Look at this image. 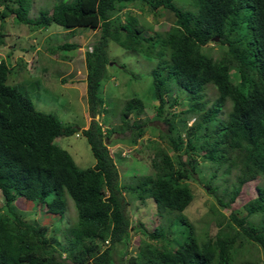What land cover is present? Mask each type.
Wrapping results in <instances>:
<instances>
[{
	"label": "trees",
	"instance_id": "16d2710c",
	"mask_svg": "<svg viewBox=\"0 0 264 264\" xmlns=\"http://www.w3.org/2000/svg\"><path fill=\"white\" fill-rule=\"evenodd\" d=\"M136 3L154 23L157 10L163 9L172 13L173 20L167 29L144 35V24L130 10ZM191 5L193 9L184 10L172 0H60L30 17L31 0H0V45L7 16L32 28L52 22L70 28L71 33L76 27L98 33L90 50L83 52L89 121L80 134L94 158L90 167H77L54 141L76 128L62 126L52 114L35 110L25 91L6 83L8 66L0 60V264H114V255L123 256V239L133 229L124 193H133L138 200L151 198L158 214L181 211L193 198L187 181L196 158L210 162L215 171L224 168L222 174L237 168L226 200L216 198L221 207L230 209L226 220L217 218L216 231L210 236L204 227L195 235L186 219L179 217L189 233L173 246L167 243L163 226L146 231L141 225L145 237L138 240L136 253L128 255L126 263L234 264L239 257L238 264H259L258 255L264 256V179L247 201L242 200L241 187L264 176V0H191ZM108 40L156 59L150 76L158 115L163 114L167 98L169 106L187 102L176 121L167 117L169 112L162 116L167 133L160 131L159 137L166 139L173 155L151 142L146 147L152 150L153 173L132 174L123 182L104 144L101 124L95 120L107 112L100 82L108 62ZM208 43L222 48L219 57L203 50ZM72 47L71 43L57 45ZM207 85L216 93L209 103L204 94ZM226 101L229 108L219 118ZM122 107L119 123L108 133L126 130L128 134L117 141L132 145L144 135L146 121L140 117L144 108L137 97L126 99ZM186 113L196 115L189 126ZM180 127L186 130L185 141ZM186 153L191 158H183ZM115 155L120 157L119 152ZM65 196L76 215L75 222L60 231L65 246L55 236L60 227L26 220L11 205L16 199L38 203L44 214L58 216L60 221ZM255 213L263 216L256 224L248 219Z\"/></svg>",
	"mask_w": 264,
	"mask_h": 264
},
{
	"label": "rangeland",
	"instance_id": "374dc122",
	"mask_svg": "<svg viewBox=\"0 0 264 264\" xmlns=\"http://www.w3.org/2000/svg\"><path fill=\"white\" fill-rule=\"evenodd\" d=\"M58 1L60 0H31L28 16H34L38 9L49 10ZM172 2L181 9H193L191 0H172ZM131 9L132 13L137 14H134L136 18L141 19V25L144 24V35L150 34L152 30L167 29L173 20L172 13L165 9L157 10L159 15L155 23L151 21V15L142 12L140 4L131 5ZM37 29L18 23L14 19L12 20L10 16L4 19L1 30L6 35L4 38L5 43L13 44V51L3 56V60L8 66L6 83L15 85L25 91L35 110L52 114L62 126L68 124L74 127L86 126L89 116L87 115L85 102L83 52L81 49L72 51L71 49L57 48V45L75 42L77 46L84 48L85 45L98 38V33L90 36L91 30L86 27V29L74 31L73 36H71L70 33L65 31L67 29L52 22L46 27ZM30 33L36 36L35 42L41 50L37 52H35V49L32 50V58L31 60L28 59V63L25 64L24 58L27 59L30 55L28 47L32 48L31 45L28 46L32 37L27 39ZM87 38L89 39L83 42ZM1 47V52L4 54L8 52V49H2ZM221 49L214 43H208L203 48L205 52H208L214 58L220 56ZM21 55L23 56L21 57ZM106 55L108 62L105 66L104 77L101 80L100 95L107 112L103 116H98L97 120L101 122V129L106 136L104 144L108 153L112 156L118 176L123 182L124 180L129 181L128 178L132 174L145 175L153 173L149 162L152 150L150 147H146L153 142L164 147L170 155H173L172 150L167 147L166 139L162 136L159 137L160 131L167 133V126L162 121V116L164 113L169 112L170 115L167 117L171 116V119L176 121L178 111L185 109L187 102L181 100V102L169 106L166 95L167 100L163 107V114L158 115L156 113L157 100L153 94L150 76V70L155 65L156 59L148 58L137 51L124 49L111 40L107 42ZM68 69H72L75 74L78 71V75H75L76 79L72 77L70 81H65L66 78L60 80L59 77ZM169 93L173 96L172 90ZM204 94L208 103L216 96L214 88L210 85L206 86ZM131 97H137L142 101L144 109L140 117L146 121L143 138L139 140L136 148L132 151L126 143L117 141L118 137L128 134L126 130L121 132L119 129H113L112 132L108 133L110 128H114L119 123L120 110L123 108L125 100ZM228 108L229 102L226 101L218 117L224 118ZM183 116L186 117V126L194 122L196 118V115L191 113H186ZM177 126L179 127V124ZM178 130L179 135L185 141L187 139L186 130L181 129V127ZM55 142L60 143L61 147L66 149L77 167L86 168L93 164L94 158L82 135L75 136L72 133L61 137L60 140L56 137ZM116 152H119L120 157L115 155ZM189 157L191 158V155L188 153L183 155V158L189 159ZM213 167L210 162L196 158L195 165L192 166L193 173L187 181L193 198L181 211H168V213L158 214L151 198L138 200L133 193L125 192L123 196L127 204L126 213L133 229H130L127 237L123 239L125 249L123 256L114 255V264H127L128 255L136 253L138 240L145 237L146 234L142 232L141 225L146 231H151L154 226H163L165 238H167V243H170V246L175 245L177 241H181L189 233L188 226L178 221L179 217L186 219L188 224L193 227L192 230L195 235L198 234L199 230H204V227L207 233L212 236L213 232L216 231L215 220L217 218H220L221 221L222 219L226 220L230 211L229 208L221 207L216 198H220L222 201L226 200V193H229L232 188L237 173L235 167L225 174H222L224 168L219 167L215 171ZM262 179H264V176L248 180L242 185L241 197L243 201H247L253 196L255 185L259 184ZM210 187L213 189L210 190ZM2 202L0 195V206ZM26 202L22 199H16L11 205L23 213L22 215L26 220L40 226L60 227L58 231L53 229L56 233L54 234L61 245L65 246L66 243L60 231L65 230L76 219L71 199L65 196V208L60 221L58 216L49 217L44 214V207L41 208L38 203ZM238 210L243 215L245 214L241 207ZM31 211L34 214H29ZM262 217V215L255 213L253 216H249L248 219L256 224ZM55 221H58L57 225L53 224ZM139 223L140 230L138 231ZM202 236L203 234L200 235V237ZM250 257L252 256L250 255ZM258 257L259 264H264V256L259 254ZM240 261L241 259L237 257L234 264H238Z\"/></svg>",
	"mask_w": 264,
	"mask_h": 264
},
{
	"label": "clouds",
	"instance_id": "9594fccd",
	"mask_svg": "<svg viewBox=\"0 0 264 264\" xmlns=\"http://www.w3.org/2000/svg\"><path fill=\"white\" fill-rule=\"evenodd\" d=\"M130 10H132V9H130ZM64 29H67V30H65L66 32H68V33H70L71 34V36H73L72 34L74 33V31H76V30H79V29H86V27H76L75 29H74V31H73V33H71L70 32V28H64ZM89 29V28H88ZM38 30V29H37ZM91 30V35L90 36H92V35H94L95 34V32H96V30H92V29H90ZM32 31H34V30H32ZM31 34V33H30ZM28 35V37H27V39L28 38H30V37H32V39L30 40V43H28V46L29 45H31L32 46V48H30V47H28V50L29 51H32V50H34L35 49V52H37V51H40L41 49L39 48V45L38 44H36V40H35V35ZM5 32H4V37H3V41H4V43L2 44V47H1V45H0V47L2 48V49H8V52H6L5 54L3 53V52H1L0 51V60H2L3 59V56L5 55H7V53H11L12 51H13V44H11V43H5ZM89 37V36H88ZM89 38H87V39H84V41L83 42H86L87 40H88ZM80 42H82V41H80ZM71 44H74V47H72V48H69V49H67V50H72V51H75V50H77V49H81V51L82 52H84L85 50L86 51H89L90 50V44H87V45H85V47L84 48H82V47H80V46H77L76 44H75V42H73V43H71ZM22 50V49H21ZM32 53L33 52H30V55H29V57L26 59V58H24L25 59V61H24V63L25 64H27L28 63V59H30L31 60V58H32ZM23 55H21V57H22ZM22 59V58H21ZM29 60V61H30ZM83 64H84V59H83ZM84 70H85V66H84ZM84 70H83V72H84ZM78 75V71H77V73L75 74L74 73V71L71 69V70H69L68 69V71L67 72H65L63 75H61L59 78H60V80H62V79H64V78H66L65 79V81H70V79L73 77V78H75L76 79V76ZM63 76V77H62ZM83 76H85V73H84V75ZM78 79V78H77ZM84 85H85V82H84ZM100 87H101V82H100ZM102 116V115H101ZM95 120L98 122V124H101V122L100 121H98L97 120V117H95ZM88 124V123H87ZM192 124V123H191ZM190 125V124H189ZM188 125V126H189ZM87 126V125H86ZM86 126H79V127H75L76 128V132H74V135L75 136H78V135H81L80 134V130L81 129H83V128H86ZM61 137H63V136H59L58 138H59V140H60V138ZM56 138V137H55ZM55 138H54V141H55ZM143 138V136L142 137H140V138H138L136 141H135V143L134 144H132V145H128V147H129V149H131V151L134 149V148H136V145H137V143L139 142V140L140 139H142ZM58 144V143H57ZM60 144V143H59ZM121 154H123V152H121ZM128 156V155H127ZM112 157V156H111ZM104 243H107V242H104Z\"/></svg>",
	"mask_w": 264,
	"mask_h": 264
},
{
	"label": "water",
	"instance_id": "95a60500",
	"mask_svg": "<svg viewBox=\"0 0 264 264\" xmlns=\"http://www.w3.org/2000/svg\"><path fill=\"white\" fill-rule=\"evenodd\" d=\"M212 39H213L214 41H216V40H217V37H213Z\"/></svg>",
	"mask_w": 264,
	"mask_h": 264
},
{
	"label": "crops",
	"instance_id": "0c3cea01",
	"mask_svg": "<svg viewBox=\"0 0 264 264\" xmlns=\"http://www.w3.org/2000/svg\"><path fill=\"white\" fill-rule=\"evenodd\" d=\"M71 70V69H70Z\"/></svg>",
	"mask_w": 264,
	"mask_h": 264
}]
</instances>
